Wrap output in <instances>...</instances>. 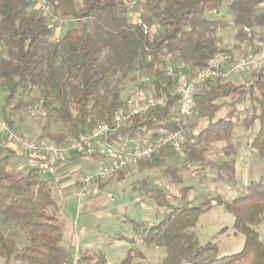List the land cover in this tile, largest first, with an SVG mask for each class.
I'll return each instance as SVG.
<instances>
[{"label":"trees","instance_id":"16d2710c","mask_svg":"<svg viewBox=\"0 0 264 264\" xmlns=\"http://www.w3.org/2000/svg\"><path fill=\"white\" fill-rule=\"evenodd\" d=\"M45 1L53 5L57 15L74 21L57 42L51 41L53 30L47 20L24 0H0V92L5 95L1 114L14 127V115L23 120L33 102L43 101L46 123L38 139L58 144L100 123L112 124L126 92L143 77L149 79L156 96H165V105L133 117L109 142L115 144L125 137L150 142L180 129L172 121L178 98L172 94L174 83L164 72L161 56H172L174 63H184L195 71L206 67L216 54L223 41L219 33L224 29L236 32L238 44L223 49L236 57L235 50L241 52L247 40L245 28L253 30L252 41L259 30L264 31V0H231L226 7L229 22L207 17L214 11L219 13L225 0H135L140 12L137 24L125 6L131 0ZM155 22L161 29L145 35L144 27ZM246 76L251 83L247 93L251 114L247 109V117L237 121L252 131L250 146L264 160V68ZM231 81L210 80L198 91L196 115L207 125L199 127L195 121L184 126L190 134L196 129L199 134L188 137L182 161H176V151L167 149L136 166L140 172H157L165 181L159 187L146 177L133 184V190L164 210L162 218L152 225L133 221L134 231L145 246L165 250L162 264H264V241L255 229L264 221L263 181L250 182L229 202L208 196H203L199 205L186 202L192 187L184 186L182 171L190 167L197 171L211 167L219 182H236L235 155L240 145L232 140L236 128L233 118L237 116L233 110L228 118L217 120L222 106L219 102L238 90ZM26 95L30 100L23 98ZM216 143L225 144V161L219 163L207 159L208 147ZM15 156L0 136V259L4 264H64L76 249L73 235L72 242L66 243L67 209L38 171L10 168ZM124 174L116 176L123 178ZM172 186L180 188L181 196L173 195ZM172 199L183 203L171 204ZM213 204H224L234 216L233 229L245 237L242 251L217 257L215 247L202 245L192 231ZM20 240L23 246H19ZM134 251L127 252L122 264L144 259ZM80 263L110 264L103 254L94 255L89 249L81 252Z\"/></svg>","mask_w":264,"mask_h":264},{"label":"rangeland","instance_id":"374dc122","mask_svg":"<svg viewBox=\"0 0 264 264\" xmlns=\"http://www.w3.org/2000/svg\"><path fill=\"white\" fill-rule=\"evenodd\" d=\"M77 1L80 2L81 0ZM230 1H224V6L219 11V14L209 13L207 15L208 19H220L229 22L231 18L226 15V7ZM66 29L64 28L59 32V38L66 32ZM235 33V30L232 28H226L219 33V36L223 38L221 43L223 49H228V47L231 48L238 44V41L235 40ZM247 77L245 75L231 81L238 90L233 95L219 102V105L222 106L217 116V120L223 119L233 110V115L237 116L233 118L236 128L232 140L234 144L239 143L240 145L235 155V168L238 174L236 182L234 184L219 182L216 180V171L211 167H207L203 171H197L194 166L183 170L184 186L192 187L191 194L186 200L188 203L199 205L202 202L203 196L219 197L224 202H229L240 196L244 187L250 182H264V160H261L250 146L252 131L245 130L241 123L238 122L239 118L245 119L247 117V109L251 107L247 94L249 93L251 83L247 82ZM128 93L129 91L126 92L125 97ZM34 96L38 98L37 95ZM4 97V93L0 92V115H2L1 108L4 104ZM23 98L30 100V97L27 95ZM28 111L29 108L22 116L23 120L19 119L16 115L13 116L14 127L17 129V132L19 131L25 137L30 135L29 137L35 140L38 139L41 127L46 123V116L31 118ZM250 114L251 110L249 109ZM195 121H198L199 127L207 125L206 121L198 120L197 115L189 120V124L193 125L196 123ZM58 128L60 127L57 126L56 129L58 130ZM196 131L199 132L198 129ZM189 136L192 137V134L189 133ZM224 145L223 143H216L208 147L207 159L215 163L225 161V156L223 155ZM183 153H177L179 158L176 161L184 159ZM92 159L94 160V165L90 166L89 170L90 172H95L100 164V160L97 158ZM10 168L19 169L14 161L10 163ZM27 171H29V168L25 165L23 172ZM124 172L126 174H124L123 178L114 176L109 179L102 186L101 192L98 195L89 198V200L83 203L78 201L75 196L76 194L72 191H65L62 194L64 197H61L60 202L62 206L67 204V216L64 220L69 224V229L66 233V243L68 245L73 235L74 244L76 248H79L80 254L83 250L89 249L94 255L103 254L110 264H122L127 258V252L131 249L137 250V252L134 251L136 256L139 254L144 256L143 260L135 258L134 264H140L141 262L162 264L165 250L154 246H145L139 235L134 231L133 221L136 224L152 225L162 218L164 210L159 208L154 202L145 200V194L133 190V184L144 180L146 177H150L153 183H160L162 185H164L165 181L157 172H140L136 169V166H130ZM171 189L174 196H181L180 188L172 186ZM110 194L117 197L116 203H110L108 199ZM136 198L141 199V201L136 202ZM169 201L174 205L183 203L181 200L172 199ZM233 225L234 216L226 211L224 204H213L211 210L200 217L192 231L197 235L202 245H212L216 249V256L223 257L242 251L244 246L245 237L236 232L233 229ZM255 229L264 241V221ZM132 241L133 244L131 243ZM19 246H23L22 240L19 241ZM75 250L73 249V252Z\"/></svg>","mask_w":264,"mask_h":264},{"label":"built area","instance_id":"2783aa9c","mask_svg":"<svg viewBox=\"0 0 264 264\" xmlns=\"http://www.w3.org/2000/svg\"><path fill=\"white\" fill-rule=\"evenodd\" d=\"M34 10L38 11L53 30L52 42H57L59 32L69 28L73 20L56 14L52 4L45 0H24ZM129 9V18L135 24L140 21V12L136 9V1L125 2ZM264 6V2L262 4ZM213 13H218L214 11ZM219 14V13H218ZM233 26V22H230ZM161 29L157 22L144 27L145 35L156 34ZM247 40L242 46L239 56L223 50L221 46L210 59L207 66L193 71L184 63H174L172 56H161L164 72L174 83L172 94L178 98V111L172 121L180 125V129L156 137L148 142L143 139L125 137L118 143H110L109 139L124 128L129 121L155 107L165 105V96H156L148 78L143 77L136 86L131 88L124 100L123 106L117 111L113 123H100L96 128L77 136H72L58 144L49 139H33L17 133L16 129L0 115V136L8 146H14L25 158L30 169L40 174L56 175L57 163H64L72 156L97 158L100 160L95 172L82 176L76 197L80 203L101 192L102 186L116 174L137 166L140 162L150 160L154 155L167 149L183 153L184 145L189 137L184 128L189 120L196 115L195 98L202 86L210 80L231 81L264 68V31L259 30L252 41L253 30L244 29ZM46 109L43 101L33 102L30 107V117L45 116ZM198 131L192 132V137L198 136ZM159 187L163 185L157 183ZM172 192V189L170 188ZM110 203H116L117 197L110 194ZM136 202L141 199L136 198ZM76 248L71 259L64 264H81L80 251ZM140 264H148L141 262Z\"/></svg>","mask_w":264,"mask_h":264},{"label":"crops","instance_id":"0c3cea01","mask_svg":"<svg viewBox=\"0 0 264 264\" xmlns=\"http://www.w3.org/2000/svg\"><path fill=\"white\" fill-rule=\"evenodd\" d=\"M231 48L228 47V49H231ZM235 53L239 56L241 54L240 49H236ZM17 133H19V131ZM19 134L22 136H25L21 133ZM29 138H32V137H29ZM10 148L16 153V156L15 158H13L12 161L15 162L16 166L19 168L18 170L23 171L24 166L25 165L27 166L25 158L21 155V153L17 150L16 147L10 146ZM93 161L94 160L90 157L85 158V157L72 156L66 162L58 164L56 168L55 176H50L46 174H41V175L44 180L48 181L49 185L51 186L53 190L55 197H57L60 200L61 197H64L62 196V194L65 191H72L74 194H76V191L80 183L79 180H81L83 175L90 172L89 168L90 166L94 165ZM63 207L67 209V204H64ZM70 242L72 241L70 240ZM0 264H4V262L1 259H0Z\"/></svg>","mask_w":264,"mask_h":264}]
</instances>
